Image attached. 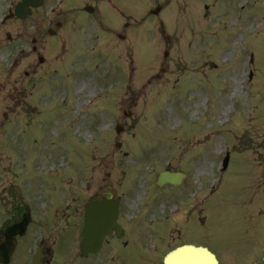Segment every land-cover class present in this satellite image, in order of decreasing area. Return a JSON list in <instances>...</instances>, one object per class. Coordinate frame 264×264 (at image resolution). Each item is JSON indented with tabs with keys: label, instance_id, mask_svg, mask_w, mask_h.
Returning a JSON list of instances; mask_svg holds the SVG:
<instances>
[{
	"label": "rangeland",
	"instance_id": "rangeland-1",
	"mask_svg": "<svg viewBox=\"0 0 264 264\" xmlns=\"http://www.w3.org/2000/svg\"><path fill=\"white\" fill-rule=\"evenodd\" d=\"M52 2L40 11L46 35L36 51L35 29L15 17L0 24V226L10 208L2 191L20 186L26 199H41V168L57 173L42 178L56 195L52 232L79 237L81 223L62 220L66 195L84 210L110 194L128 219L138 217L126 228L158 246L159 264L188 242L208 246L221 264H256L264 257V0H64L61 18L46 14ZM88 5L95 11L75 12ZM50 19L63 22L54 37ZM23 30L29 41L14 46ZM168 168L185 177L160 187Z\"/></svg>",
	"mask_w": 264,
	"mask_h": 264
},
{
	"label": "flooded vegetation",
	"instance_id": "flooded-vegetation-1",
	"mask_svg": "<svg viewBox=\"0 0 264 264\" xmlns=\"http://www.w3.org/2000/svg\"><path fill=\"white\" fill-rule=\"evenodd\" d=\"M47 1L48 0H45V2ZM66 1L68 2L69 0ZM5 2L8 15H13V11L19 3V0H5ZM43 5L33 8L31 14L21 20L26 23V25H29V27L25 29L32 27L38 34L36 35L34 32V36L31 37V49L35 51L40 49L43 37L46 35V32L42 28L44 27L43 20L40 18L42 15L40 11H44L45 9ZM85 8L86 6L79 7L75 12L80 13L82 10L86 11ZM46 14L51 17L61 18L60 15L63 14L61 3L58 2V0H54V2L48 5ZM37 15L38 21H34L33 17ZM15 19L19 20L16 17ZM11 20L12 18L3 21L2 25H5ZM31 20H33V22H30ZM49 24H56L55 26L57 27L56 29L50 27L47 32L50 37L56 36L63 27V22L54 21V19H50ZM19 33L20 36L17 37L14 46L20 42H27L30 39L29 31L23 30ZM7 38L9 39L8 42H15L10 33H7ZM4 187L5 186L0 187V190L4 189ZM40 187L41 186H37V190H39ZM2 192L5 195H3L1 199L4 203L8 204L10 208L6 212V220L0 226V247L4 246L6 242L8 243L10 240L14 241V252L9 264H31L37 251L39 252L38 258L40 259V264H159L158 249L147 251L145 248L146 240H141L137 234H127L126 232L122 236L114 233L106 237L101 248L97 252L85 254L82 240L86 204L84 210L66 207L61 213L63 216L62 220L66 221V223L69 221H72L74 225L75 223L76 225H78L79 222L81 223L82 228L80 227L79 237H77L78 235L71 236L68 233L60 231L52 232L48 230V223L53 221V216L57 210L56 195L52 192L51 186L47 188L45 195L41 193V199H35L34 196L26 199L23 192L20 191V186L10 185L7 187L6 191ZM109 197L111 198V195L107 194L103 197H92L90 200ZM72 210H74L73 214L71 213ZM122 214L124 213L120 208L119 216L121 217ZM67 215H71V217ZM25 218L29 221L25 233L11 235L5 233L6 228L23 222ZM63 231H66V228H63Z\"/></svg>",
	"mask_w": 264,
	"mask_h": 264
},
{
	"label": "water",
	"instance_id": "water-1",
	"mask_svg": "<svg viewBox=\"0 0 264 264\" xmlns=\"http://www.w3.org/2000/svg\"><path fill=\"white\" fill-rule=\"evenodd\" d=\"M23 13V12H22ZM22 13H20L22 15ZM179 177L178 174L172 175L168 173L162 174L159 184L162 185L164 182H173L175 179ZM94 204V205H93ZM89 206L88 212V222L92 221L93 218H99L100 222L102 221H113L116 217L115 213L104 212L103 215L94 216L92 215L91 208L93 206L98 207L97 204L93 203ZM100 208V207H99ZM93 222V221H92ZM86 234L90 233V227L86 228ZM171 264H218L215 256L210 253L205 248L195 247V246H184L180 247L170 255Z\"/></svg>",
	"mask_w": 264,
	"mask_h": 264
}]
</instances>
